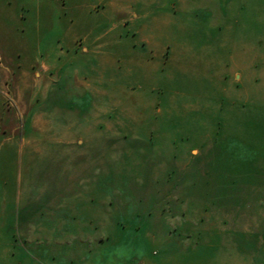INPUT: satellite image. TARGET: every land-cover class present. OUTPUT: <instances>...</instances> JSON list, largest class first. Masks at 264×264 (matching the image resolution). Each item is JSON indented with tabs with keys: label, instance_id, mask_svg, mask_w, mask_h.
I'll list each match as a JSON object with an SVG mask.
<instances>
[{
	"label": "rangeland",
	"instance_id": "obj_1",
	"mask_svg": "<svg viewBox=\"0 0 264 264\" xmlns=\"http://www.w3.org/2000/svg\"><path fill=\"white\" fill-rule=\"evenodd\" d=\"M0 264H264V0H0Z\"/></svg>",
	"mask_w": 264,
	"mask_h": 264
},
{
	"label": "crops",
	"instance_id": "obj_2",
	"mask_svg": "<svg viewBox=\"0 0 264 264\" xmlns=\"http://www.w3.org/2000/svg\"><path fill=\"white\" fill-rule=\"evenodd\" d=\"M31 250L32 249H30V248L28 249V251L33 252ZM35 251H36V254L41 256V257L44 256V255H50V256H53L55 259H57L58 256H62L63 255L62 249H60V248L59 249L55 248L53 250H46V249L39 248V249H37ZM80 254L85 255V253H82V252ZM86 255L88 256V254H86ZM87 256L84 257V258H80L79 260L80 261H86L87 260L86 259Z\"/></svg>",
	"mask_w": 264,
	"mask_h": 264
}]
</instances>
